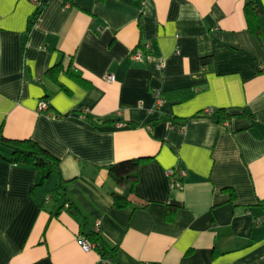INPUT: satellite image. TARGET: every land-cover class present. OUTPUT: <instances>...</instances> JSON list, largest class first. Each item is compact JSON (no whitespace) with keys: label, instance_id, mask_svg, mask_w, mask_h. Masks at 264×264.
Wrapping results in <instances>:
<instances>
[{"label":"crops","instance_id":"crops-1","mask_svg":"<svg viewBox=\"0 0 264 264\" xmlns=\"http://www.w3.org/2000/svg\"><path fill=\"white\" fill-rule=\"evenodd\" d=\"M43 1L31 25V0H0V133L59 159L118 261L83 250L79 221L56 214L55 174L32 190L41 170L0 155V264H264V0ZM128 160L137 181H116L108 167Z\"/></svg>","mask_w":264,"mask_h":264},{"label":"trees","instance_id":"trees-1","mask_svg":"<svg viewBox=\"0 0 264 264\" xmlns=\"http://www.w3.org/2000/svg\"><path fill=\"white\" fill-rule=\"evenodd\" d=\"M245 14L249 29L255 34H261L259 9L255 2H248L245 6ZM34 19V20H33ZM36 17L30 20L35 23ZM205 113V112H204ZM206 114V113H205ZM238 114H232L227 109H216L212 117L218 120H228ZM171 121H174L171 119ZM183 125V124H182ZM0 155L9 162L17 165H32L42 172L41 180L32 187V190L42 185L52 174L57 176V183L50 196L54 206L58 207L56 214L66 208L80 224V235L93 244L102 259L117 262L116 246L111 245L98 229L88 226L84 213L73 202L67 192V180L59 169V159L32 139L13 140L0 133ZM180 167V166H178ZM109 174L118 182L129 181L135 183L138 179V161L128 160L108 167ZM114 205L123 206L127 203L126 197L114 194Z\"/></svg>","mask_w":264,"mask_h":264},{"label":"built area","instance_id":"built-area-1","mask_svg":"<svg viewBox=\"0 0 264 264\" xmlns=\"http://www.w3.org/2000/svg\"><path fill=\"white\" fill-rule=\"evenodd\" d=\"M31 1L35 5V11L31 17V19L36 17V20H35V23H36V21L39 19V17L41 16V14L43 12V9L45 7V2L43 0H31ZM149 48H150V44L145 43L142 47L133 51L132 58L134 60H137V61L141 60L143 58V55H144V50L148 51ZM163 65H164L163 62H161L158 64V67L161 69L163 67ZM105 78L108 81L114 80V76L112 74H108ZM38 110L41 112H46L47 114H49L53 117H57V115L50 114V112H48L49 107H48L47 102H45V101H41L39 103ZM213 111H214L213 108H207V109H205L204 112L207 114L208 113L210 114ZM167 175H168V179L170 181L171 189H173V190L180 189L183 186V181H184V178L186 176V170L181 168V167H174V168H171L167 171ZM49 200H50V197L47 198V201H49ZM81 245H82L83 250H85V251H90L94 248L92 243H90L88 240H86L82 237H81Z\"/></svg>","mask_w":264,"mask_h":264}]
</instances>
